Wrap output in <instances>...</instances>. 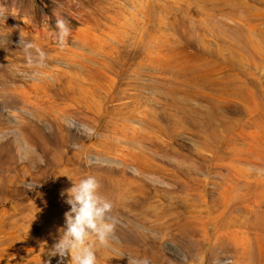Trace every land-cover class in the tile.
Wrapping results in <instances>:
<instances>
[{"label":"rangeland","instance_id":"obj_1","mask_svg":"<svg viewBox=\"0 0 264 264\" xmlns=\"http://www.w3.org/2000/svg\"><path fill=\"white\" fill-rule=\"evenodd\" d=\"M88 176L97 264H264V0H0V264H59Z\"/></svg>","mask_w":264,"mask_h":264},{"label":"clouds","instance_id":"obj_2","mask_svg":"<svg viewBox=\"0 0 264 264\" xmlns=\"http://www.w3.org/2000/svg\"><path fill=\"white\" fill-rule=\"evenodd\" d=\"M56 29L59 43L63 46L71 32L68 21L57 17ZM19 45L25 51L36 47L24 41L22 32ZM99 188L98 180L88 176L79 183L73 181L71 188L61 191V197H67L64 202L70 206V210L64 214L65 226L61 229L60 239L48 253L49 256L58 255L59 264H64V258L69 255L70 264H97L94 244L89 242V237L93 235L100 246L111 247L119 221L112 215L113 203L99 194ZM127 258L128 264H151L147 257Z\"/></svg>","mask_w":264,"mask_h":264}]
</instances>
